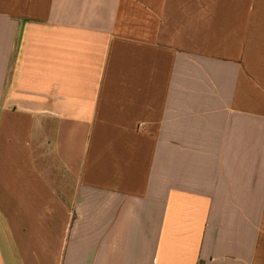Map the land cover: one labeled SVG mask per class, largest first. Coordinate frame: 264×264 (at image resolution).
<instances>
[{"label": "crops", "instance_id": "crops-1", "mask_svg": "<svg viewBox=\"0 0 264 264\" xmlns=\"http://www.w3.org/2000/svg\"><path fill=\"white\" fill-rule=\"evenodd\" d=\"M0 264H264V0H0Z\"/></svg>", "mask_w": 264, "mask_h": 264}]
</instances>
